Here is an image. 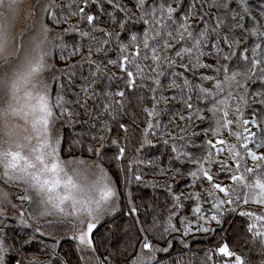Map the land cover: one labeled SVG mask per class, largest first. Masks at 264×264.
I'll return each instance as SVG.
<instances>
[{"label":"snow or ice","instance_id":"snow-or-ice-1","mask_svg":"<svg viewBox=\"0 0 264 264\" xmlns=\"http://www.w3.org/2000/svg\"><path fill=\"white\" fill-rule=\"evenodd\" d=\"M0 264H264V0H0Z\"/></svg>","mask_w":264,"mask_h":264},{"label":"trees","instance_id":"trees-1","mask_svg":"<svg viewBox=\"0 0 264 264\" xmlns=\"http://www.w3.org/2000/svg\"><path fill=\"white\" fill-rule=\"evenodd\" d=\"M66 26L67 25H64L62 27H66ZM110 55H112V54L110 53ZM96 58L97 57L93 56V59H96ZM54 63H55V67L58 69H68L70 65H75V67L70 68L69 72H66L63 75V77L61 78L62 83L65 85V91H64L65 99L69 100V101H74L77 98V96L80 95L81 86L84 85L86 79L90 78V73H91V71H94V68H92L87 63V61H82L81 55H77V56H75V57H73V58H71L65 62V61H62L59 59L58 52L56 54V59H55ZM107 68L111 69L113 72H115L117 77H119L121 75V73L117 69L113 68V66L108 65ZM105 70L107 71V69H105ZM112 83H113V90H115V86L117 84H119L120 81L114 80ZM54 94H55V88L53 91V95ZM91 103L92 102L89 101V104H91ZM69 106L73 109H76V107H77L75 104H70ZM178 109H179V105H177L176 108H173V111H176ZM79 111L81 112V115H80V117H78V122L75 124L74 129H72L71 131H74V132H80L82 130L88 131L89 125L82 123L83 121L87 120L88 117L86 115H84L83 109H79ZM183 114L187 115L186 112H184ZM169 115H171V113H169ZM205 115L207 116L208 114L205 113ZM143 118L144 117L141 114L140 119H143ZM177 124H181V125L183 124V122L179 120L178 116L176 117L175 122L173 124H169L168 123V116H165L162 119V125L161 126L163 127L164 125H167V128L169 130L173 131L174 134H176L178 132V129L176 128ZM205 127H207V121H203V122L202 121H194L191 125V128H189V130H188L189 133H191V131H193V130L197 131L198 135L196 137H193V139L196 141L197 145H201L204 142L201 138L204 136V128ZM68 131L69 130H67V129L65 130L66 135H67ZM225 137L227 138V133H225ZM85 141L87 142V137H85ZM153 142L157 143V141L155 139H153ZM164 152H165L164 146L161 144H158V143H157L156 148H154V149L147 148L145 150V153L148 157L160 156L161 153H164ZM75 154L77 156H79L80 152L77 151ZM126 155L131 156L132 153L129 152ZM85 158H87V157H85ZM163 160H164V166L166 167L167 166L166 156L163 157ZM141 167H143V166H141ZM145 171L149 173V175H147L145 177V179H158V180L164 179V177H161V176L153 177L151 175V169H145ZM225 181H227V180H225ZM187 190L188 189H186V191ZM140 191H141L142 195L147 197V196L151 195L152 189L143 188ZM157 191H159V189ZM252 207H256V206H252ZM189 239H192V238L190 237ZM200 246L201 245H199L198 243L195 245V247H197V248Z\"/></svg>","mask_w":264,"mask_h":264},{"label":"rangeland","instance_id":"rangeland-1","mask_svg":"<svg viewBox=\"0 0 264 264\" xmlns=\"http://www.w3.org/2000/svg\"><path fill=\"white\" fill-rule=\"evenodd\" d=\"M65 158H68L67 154L65 155ZM224 183H228V181H224ZM250 207H252V206H250ZM252 208L254 209L255 207H252Z\"/></svg>","mask_w":264,"mask_h":264}]
</instances>
